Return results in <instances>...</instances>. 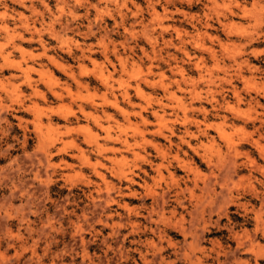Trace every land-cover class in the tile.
<instances>
[{
  "label": "rangeland",
  "instance_id": "rangeland-1",
  "mask_svg": "<svg viewBox=\"0 0 264 264\" xmlns=\"http://www.w3.org/2000/svg\"><path fill=\"white\" fill-rule=\"evenodd\" d=\"M2 10L0 264H264V0Z\"/></svg>",
  "mask_w": 264,
  "mask_h": 264
},
{
  "label": "bare ground",
  "instance_id": "bare-ground-1",
  "mask_svg": "<svg viewBox=\"0 0 264 264\" xmlns=\"http://www.w3.org/2000/svg\"><path fill=\"white\" fill-rule=\"evenodd\" d=\"M3 11V10H2ZM0 12V16H1V18H4L7 14H6V10L5 11H3V12ZM2 22V21H1ZM0 22V23H1ZM5 22H4V20H3V22H2V24H4ZM27 25V24H26ZM4 27L6 28V30L7 31H9V26H7L6 24H4ZM9 35V34H8ZM17 44V43H16ZM45 51V50H44ZM6 59H8L9 58V55L7 54V55H5L4 56ZM51 61H53V63L55 64V66L57 67V68H59V69H62L63 68V66H61L59 63H57L53 58H51ZM62 71H64L63 69H62ZM48 74L47 75H44V77H47L48 78V80H49V82H52V81H54V76H53V74L51 73V72H47ZM42 74H45V73H42ZM69 74V73H68ZM71 76L72 77H74L73 76V74H71ZM75 78V77H74ZM27 80H28V83L29 84H31L30 83V79H29V77H27ZM81 82V81H80ZM139 92V91H138ZM54 95L55 96H59L57 93H55L54 92ZM113 106H115V108H117V109H119V107H118V104H117V102H115L114 103V105ZM157 116H158V114H157ZM169 138V137H168ZM166 139V138H165ZM77 146V145H76ZM239 151V150H238ZM80 152H81V150H80ZM82 155V154H81ZM179 162V161H178ZM189 163V162H188ZM135 181V180H134ZM203 189H204V187H203ZM209 189V188H208ZM199 204V203H198ZM198 208V207H197ZM213 210V209H212ZM176 225V224H175ZM138 226V225H137ZM133 230H134V228H133ZM193 242V241H192ZM198 242V241H197Z\"/></svg>",
  "mask_w": 264,
  "mask_h": 264
}]
</instances>
